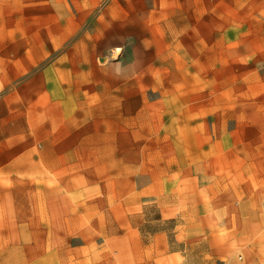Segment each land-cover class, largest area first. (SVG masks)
I'll list each match as a JSON object with an SVG mask.
<instances>
[{"label":"crops","instance_id":"0c3cea01","mask_svg":"<svg viewBox=\"0 0 264 264\" xmlns=\"http://www.w3.org/2000/svg\"><path fill=\"white\" fill-rule=\"evenodd\" d=\"M13 11L2 8L0 20ZM48 29L0 24V264H264L258 179L254 188L227 163L206 171L201 202L184 201L176 182L172 202L163 192L153 203L121 198L136 161L128 149L100 148H129L131 126L124 113L110 125L114 92H66L65 69L38 67L51 50ZM176 162L192 176L193 161ZM100 166L112 180L106 189ZM100 195L112 197L100 205ZM20 227L27 254H19ZM36 227L49 228L44 254L35 252Z\"/></svg>","mask_w":264,"mask_h":264},{"label":"rangeland","instance_id":"374dc122","mask_svg":"<svg viewBox=\"0 0 264 264\" xmlns=\"http://www.w3.org/2000/svg\"><path fill=\"white\" fill-rule=\"evenodd\" d=\"M2 8L14 11L0 24L49 28L38 67L65 69L66 92L115 93L110 125L124 113L131 146L100 151L128 149L136 161L121 198L153 203L163 192L172 202L176 182L184 201L201 202L206 171L227 163L254 188L258 179L264 199V0H0ZM177 160L193 161L192 176ZM98 181H112L103 166ZM99 197L104 205L112 196ZM34 229L44 254L49 228ZM27 230L18 228L19 254Z\"/></svg>","mask_w":264,"mask_h":264}]
</instances>
